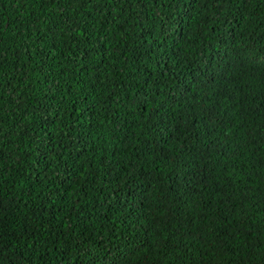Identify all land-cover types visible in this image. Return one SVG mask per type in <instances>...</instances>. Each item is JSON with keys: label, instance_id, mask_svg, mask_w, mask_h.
Wrapping results in <instances>:
<instances>
[{"label": "trees", "instance_id": "trees-1", "mask_svg": "<svg viewBox=\"0 0 264 264\" xmlns=\"http://www.w3.org/2000/svg\"><path fill=\"white\" fill-rule=\"evenodd\" d=\"M0 264H264V0H0Z\"/></svg>", "mask_w": 264, "mask_h": 264}]
</instances>
